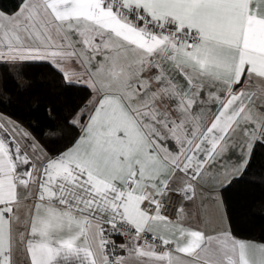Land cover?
Here are the masks:
<instances>
[{
	"label": "snow or ice",
	"instance_id": "6c2138e0",
	"mask_svg": "<svg viewBox=\"0 0 264 264\" xmlns=\"http://www.w3.org/2000/svg\"><path fill=\"white\" fill-rule=\"evenodd\" d=\"M181 7L192 11L166 13L146 0H92L86 8L79 0H20L14 13L0 10V64L50 61L66 84L96 94L87 121L82 109L70 111L64 135L44 146L0 113V264H264V242L239 238L226 214L211 229L184 226L182 206L174 220L161 214L162 198L179 196L183 205L202 180L218 179L211 191L229 192L264 144V0ZM62 61L83 73L70 74ZM100 72L107 87L97 83ZM119 118L140 144L127 171L117 172L125 156L111 133L128 139L115 127ZM235 147L238 166L210 175ZM34 186V213L24 219L19 190ZM77 217L94 222L91 238L83 229L58 231ZM157 221L173 226L171 238L154 232ZM106 228L130 238L117 247Z\"/></svg>",
	"mask_w": 264,
	"mask_h": 264
},
{
	"label": "trees",
	"instance_id": "16d2710c",
	"mask_svg": "<svg viewBox=\"0 0 264 264\" xmlns=\"http://www.w3.org/2000/svg\"><path fill=\"white\" fill-rule=\"evenodd\" d=\"M19 3L20 0H0V10L11 13ZM0 91V113L17 121L41 146L64 135L65 117L70 111L73 115L91 92L66 84L61 71L44 60L0 64ZM48 109H52L51 113ZM219 194L235 234L264 242V144L255 145L241 182ZM114 239L118 241L119 236L114 235Z\"/></svg>",
	"mask_w": 264,
	"mask_h": 264
},
{
	"label": "crops",
	"instance_id": "0c3cea01",
	"mask_svg": "<svg viewBox=\"0 0 264 264\" xmlns=\"http://www.w3.org/2000/svg\"><path fill=\"white\" fill-rule=\"evenodd\" d=\"M91 2L92 0H79V3L85 8ZM146 2L150 5L159 6L160 11L162 12H166V13L174 12L175 14L179 16H186L191 13L192 9L188 7H181V6L187 5V4L198 3V0H146ZM16 10L17 8L11 13H14ZM61 65L63 69L69 72L70 74L73 72H76L77 74L83 73V69L80 68L79 66L72 65L68 62H63V61L61 62ZM96 79H97L98 85L107 87L109 80L104 72H100L99 75L96 76ZM254 83H257V82L254 81ZM95 98H96V94L93 90H91L89 96L87 97L83 105L78 109V110L82 109L85 112L83 122L87 121L88 119L87 113L91 111L92 102H94ZM85 105H87V107H85ZM204 111L205 112H208V111L215 112L216 108L212 107L211 109H205ZM76 112L73 115H75ZM115 127L127 129L128 139L122 144L119 143L121 138L116 137L114 132L111 133L114 140L116 141V143L113 146L117 149V151H119L122 148L124 150L123 155L125 156V161L118 162L116 171L119 172L121 168L127 171L128 167L130 166L129 161H131V159L138 153L139 144H140L139 137L136 133L135 128L131 126L130 124H128L127 121L122 118L117 119ZM78 134L79 133H77V135ZM241 159H242L241 149L239 147H235L233 150L225 153L223 158L211 170L210 175L215 176L217 169H219L221 172H224V173H231L238 166ZM200 184L201 186L196 187L195 189V195L193 199L191 201H185L183 205L179 203L177 206L176 212H175V216L173 218L168 217V219L170 220L176 219L177 210L182 206L184 208V217L182 221L184 226L191 225V226L202 227L205 229H211L212 227H214L216 218L220 214H225L223 205H220L218 203H213V200H212L213 196H217L220 198V194L218 191L217 192L211 191V188L213 187V185H215L218 188L219 180L218 179H213L210 181L202 180L200 181ZM32 191H35V186L30 191L24 190V189L19 190L21 202L18 206L17 215L21 216L24 219H27L30 214L34 213V204L36 201H35L34 196L31 195ZM135 202H136V198L130 197V201H129L130 206H134ZM61 224L62 226L60 229H58V231L68 232L69 230L80 231L81 229H83L88 234L89 238H91L92 233L95 231L94 222L92 223L86 222L84 221L82 217H77L71 222H69V220L65 218L61 222ZM152 227H153L154 232H156L157 234L165 235L167 238H171V234L173 232L172 225H166L163 222L157 221L153 223ZM129 238L130 237L123 238V239L119 238L117 241L118 246L121 244H125L129 240ZM239 238L246 239V240H253L257 243L263 242V241H259V240H255L251 238H245V237H239ZM119 254L127 255V253H119ZM173 258L178 259V257H175V256ZM164 264H168V262L164 261Z\"/></svg>",
	"mask_w": 264,
	"mask_h": 264
},
{
	"label": "built area",
	"instance_id": "2783aa9c",
	"mask_svg": "<svg viewBox=\"0 0 264 264\" xmlns=\"http://www.w3.org/2000/svg\"><path fill=\"white\" fill-rule=\"evenodd\" d=\"M179 196H172V197H165L162 198V215L173 218L175 216V212L177 209V206L179 204ZM121 235H118L120 239L130 237V233H128L124 228L120 229ZM110 230L108 228L105 229V235L115 241V244L118 247V242L117 240L114 239V234H109ZM147 239L151 241V234L148 235ZM143 243V240L141 241ZM111 251V249H109Z\"/></svg>",
	"mask_w": 264,
	"mask_h": 264
}]
</instances>
